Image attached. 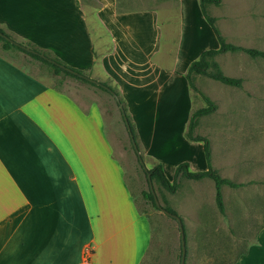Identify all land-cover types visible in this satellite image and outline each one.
<instances>
[{
  "label": "crops",
  "instance_id": "0c3cea01",
  "mask_svg": "<svg viewBox=\"0 0 264 264\" xmlns=\"http://www.w3.org/2000/svg\"><path fill=\"white\" fill-rule=\"evenodd\" d=\"M122 2L0 0V27L113 86L144 158L169 181L182 162L205 171L203 143L184 137L185 73L219 46L199 0L137 10ZM151 239L99 110L0 53V264H81L86 246L90 264H142ZM233 264H264V224Z\"/></svg>",
  "mask_w": 264,
  "mask_h": 264
},
{
  "label": "rangeland",
  "instance_id": "374dc122",
  "mask_svg": "<svg viewBox=\"0 0 264 264\" xmlns=\"http://www.w3.org/2000/svg\"><path fill=\"white\" fill-rule=\"evenodd\" d=\"M154 1L123 0L122 5L129 10L161 6ZM207 8L225 43L264 51V0H221L218 5L211 4ZM202 22L210 30L214 47L218 43L216 36L204 18ZM0 53L44 83L56 84L57 78L26 54L4 51L1 46ZM213 59L226 76L241 79V86H227L204 75L192 77L196 88L215 104L212 113L198 118L194 134L209 140L211 163L218 174L244 183V186L221 187L225 208L221 214L215 204L214 183L210 179H183L181 187L173 194L152 181L161 207L171 208L182 221L186 245L184 264H232L254 241L256 232L264 224V59L253 58L243 51H226ZM59 89L82 107L99 110L104 132L114 157L122 165L124 179L138 211L144 213L151 224L150 250L142 264H179L178 224L143 197L142 192L149 191V185L131 147L115 99L71 77L63 78ZM190 92L191 113L206 107L198 93ZM139 154L149 170L154 162L144 158L140 149Z\"/></svg>",
  "mask_w": 264,
  "mask_h": 264
},
{
  "label": "trees",
  "instance_id": "16d2710c",
  "mask_svg": "<svg viewBox=\"0 0 264 264\" xmlns=\"http://www.w3.org/2000/svg\"><path fill=\"white\" fill-rule=\"evenodd\" d=\"M220 1L221 0H199V7L201 10L202 16L205 19V21L208 23L210 28L212 29L213 33L215 34L219 46L217 49H209V50L202 51L198 59L189 64L187 71L185 73V79L187 81L189 89L198 93L203 98V100L206 103V107L197 109L190 114L187 128L184 133V137L189 141H196V142L203 143V149H204L205 159L207 163V170L191 172L189 170L188 163L182 162L178 164L177 167L175 168L174 178L172 181H169L166 178L164 171H163V167L160 163L154 162V165L149 170L145 171L143 169V171L145 173L146 179H147V173H148L150 175L151 182L154 181V182L159 183L160 186L164 190H166L168 193H171V194L175 193L180 188L181 181L183 179L198 181V180H202L206 178V179L212 180L214 183V189H215V204H216L218 211L221 214H223L225 211V208L223 204V196L221 192V187L223 185H226L232 188H238V187L244 186V183L233 182L228 178L220 176L217 170L213 168L212 163H211L209 140L206 137L194 134V130L197 125L198 118L212 113L215 109V104L196 88L192 77L194 75H204L221 84L232 86V87H240L242 80L239 78L226 76L221 71L218 64L214 61L213 58L216 55L220 53H224L226 51H243L253 58L261 57L264 59V51L257 50V49H244L238 46L225 43L224 39L220 35L215 25V19L209 15L208 8H207V6L211 4L218 5ZM13 37H15L13 34H11L10 32L0 27V46L2 50L22 52L26 54L30 58V60L37 62L41 67L44 68V70L48 74L57 78L56 84L52 86L54 89L61 91L59 89V86L62 82V79L65 77H71L79 81H82L84 83H87L89 85L95 86L105 91L106 93L110 94L115 99V102L119 108L121 118L124 122L126 131L129 136L131 147L137 157L138 163L141 165L139 158L142 159V156L139 154V146L137 142L136 131L130 121L124 101L119 96L118 91L113 86L107 84L106 82H101L96 79H91V77L86 72L66 65L64 62H62L60 59L54 56L50 51L41 49L37 47L36 45L32 44L31 42H24V43L18 42ZM133 143L135 144V147ZM147 183H148V180H147ZM142 195L145 199L149 200L150 203L156 209L160 210L159 208L155 206L154 199H153V196L150 190L147 192L143 191ZM162 208L172 214H176L174 210H172L171 208L167 206H163ZM149 250H150V247L146 253V256L148 255ZM244 251L239 253L236 256V258L240 254L244 253Z\"/></svg>",
  "mask_w": 264,
  "mask_h": 264
},
{
  "label": "water",
  "instance_id": "95a60500",
  "mask_svg": "<svg viewBox=\"0 0 264 264\" xmlns=\"http://www.w3.org/2000/svg\"><path fill=\"white\" fill-rule=\"evenodd\" d=\"M134 144V143H133ZM134 147H135V144H134ZM139 161L143 167V169L145 171H147V169L145 168L144 164H143V161L141 158H139ZM147 180H148V185H149V189H150V192L153 196V199H154V203H155V206L157 208H159L161 210V212H163L165 215L167 216H170L171 218H173L174 220H176L177 224H178V228H179V234H180V245H181V256H180V262L179 264H184V261H185V255H186V245H185V234H184V228H183V224H182V221L180 219V217L177 215V214H172L168 211H166L165 209H163L155 195V192L153 190V187H152V182H151V179H150V175L147 173Z\"/></svg>",
  "mask_w": 264,
  "mask_h": 264
},
{
  "label": "built area",
  "instance_id": "2783aa9c",
  "mask_svg": "<svg viewBox=\"0 0 264 264\" xmlns=\"http://www.w3.org/2000/svg\"><path fill=\"white\" fill-rule=\"evenodd\" d=\"M91 248L86 246L83 250V262L81 264H90Z\"/></svg>",
  "mask_w": 264,
  "mask_h": 264
}]
</instances>
